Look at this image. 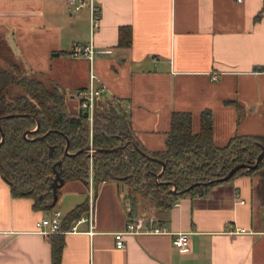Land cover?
I'll return each instance as SVG.
<instances>
[{"label":"crops","instance_id":"crops-1","mask_svg":"<svg viewBox=\"0 0 264 264\" xmlns=\"http://www.w3.org/2000/svg\"><path fill=\"white\" fill-rule=\"evenodd\" d=\"M92 2L98 24L90 34L88 0L77 10L67 0H0V67L14 62L57 87L70 109L91 66L106 86L97 99L119 101L134 138L149 151L164 148L173 111L191 114L193 132L209 113L218 146L234 134L264 135L263 0ZM90 40L91 63L69 55L74 43ZM111 180L94 188L93 233H53L64 239L60 264H264L258 173L216 183L167 208L140 202L132 188L123 191L122 180ZM86 193V182L70 180L56 203L65 213ZM132 196L136 214H154L168 232L124 234V247L117 248L113 232L129 219L132 206L125 205ZM32 204L31 197L12 195L0 174V264H51L50 235L34 225L47 215ZM177 231L188 233V250L173 245Z\"/></svg>","mask_w":264,"mask_h":264},{"label":"trees","instance_id":"trees-1","mask_svg":"<svg viewBox=\"0 0 264 264\" xmlns=\"http://www.w3.org/2000/svg\"><path fill=\"white\" fill-rule=\"evenodd\" d=\"M125 44L128 45L129 41ZM11 86L17 90L13 91ZM7 114L13 115L0 120L3 132L0 174L9 185L12 195L31 197L35 209H50L57 201L50 204V183L54 176L52 165L59 160L55 167L63 184L70 180L87 183L88 152L64 155L63 147L66 138L69 152L89 144L88 120L81 110H69L62 91L57 87H46L43 82L24 72L18 64L11 62L7 67H0V116ZM126 142V147H122ZM134 145L164 161V167L157 160L144 158ZM260 145H264V135L234 134L224 145L218 146L212 139L209 113L200 115L199 130L193 132L191 114L173 111L164 148L149 151L134 138L129 114L119 101L96 99L92 146L120 147L92 154L93 187L96 189L102 180L120 179L155 207L167 208L181 197L200 194L219 183L215 178L224 175L235 164L252 163L261 151ZM160 170L156 181L154 172ZM253 173L259 174L260 201L264 204V155L255 168L240 167L229 179ZM197 182L206 183L202 185ZM61 186L57 188V196ZM127 202L132 206L129 218L133 219L137 216L136 197L132 196ZM86 208L85 199L65 212L62 227L67 228ZM49 240L51 264H60L63 235L50 234Z\"/></svg>","mask_w":264,"mask_h":264},{"label":"built area","instance_id":"built-area-1","mask_svg":"<svg viewBox=\"0 0 264 264\" xmlns=\"http://www.w3.org/2000/svg\"><path fill=\"white\" fill-rule=\"evenodd\" d=\"M69 3L73 4L74 10H77L83 0H67ZM90 7V34L93 33L94 28L98 24L97 16H95L94 6L92 0H88ZM69 55L72 57H86L91 63L93 59V43L90 40L87 44L74 43L70 50ZM106 86L97 78V75L93 72L91 66L88 73V81L84 87H81L76 92L77 104L79 110L86 112V118L88 120L89 128V146L92 147V125L95 114V101L100 96L102 91ZM126 111L125 108H123ZM88 178H87V195H86V210L76 217L67 228H63L62 224L64 222L65 213L59 209L52 212L51 215L39 217L34 225L35 231L42 234L43 236H49L53 233H65V232H86L93 233L94 228V187H93V177H92V154L88 156ZM105 180H102L104 182ZM177 201L173 202V205H177ZM157 217L154 214H149L148 216H136L135 218H129L125 223L122 230L113 232L115 239V246L117 248L124 247L123 235L129 233H140V232H154L162 233L168 232L165 226L158 224ZM85 224L86 228H81V225ZM172 243L180 250L189 249V239L188 233L186 231H177L174 233Z\"/></svg>","mask_w":264,"mask_h":264},{"label":"water","instance_id":"water-1","mask_svg":"<svg viewBox=\"0 0 264 264\" xmlns=\"http://www.w3.org/2000/svg\"><path fill=\"white\" fill-rule=\"evenodd\" d=\"M82 114H83V116H86V112L85 111H83ZM12 115L13 114H7V115L0 116V120L2 118H6V117H9V116H12ZM24 115H28V114H24ZM38 125H39V122L36 119V127H38ZM0 133H1V139H0V142H1L2 139H3V132L1 131V127H0ZM24 134H25V132H24ZM126 145H127V142L122 147H126ZM260 146H261V151L257 154L255 160L252 163H249V162L237 163L234 166H232L224 175H222L220 177H216L215 181L222 182V181L228 180L234 174V172L240 167L247 168V169L255 168L256 165L258 164V162L261 160V158L264 155V145H260ZM119 147L120 146H115V147H112V148H94L93 146L90 147L89 144H88L87 146H85L84 148H82L80 150H77L75 152H69L68 151V139L66 138V143H65V145L63 147V154L64 155H74V154L78 153V151H87L88 152V156H89L90 153L93 154L96 151H102V150H110V151H112V150H117ZM134 148L136 150H138L144 158L149 159V160H157V161H159L162 164V168L164 167V165H165L164 161H162V160H160V159H158V158H156V157H154V156H152L150 154H147L145 151L141 150L137 145H134ZM49 153H50V151H49ZM59 162H60V160L52 165L54 176H53V179H52V181L50 183V186H51V189H52V201L50 203L51 205H53L55 203L56 199H57V193H56L57 188L63 184V179L60 177L59 172L57 171V169L55 167L56 164L59 163ZM162 168H161V170H162ZM161 170L159 172H154L156 181L158 180V177H159V175L161 173ZM197 183L204 185L206 182H197ZM194 184L195 183H192L191 185H194ZM127 204H126V206L128 208L129 204L128 205Z\"/></svg>","mask_w":264,"mask_h":264},{"label":"rangeland","instance_id":"rangeland-1","mask_svg":"<svg viewBox=\"0 0 264 264\" xmlns=\"http://www.w3.org/2000/svg\"><path fill=\"white\" fill-rule=\"evenodd\" d=\"M11 89L13 90V91H16L17 90V88L15 87V86H11ZM74 109H76V111L78 110V106H77V104H76V106L75 105H73V106H71V108L69 109V110H71V112H73L74 111ZM80 181V180H79ZM108 183V185L109 184H111V182H113L111 179H109L108 181H107ZM82 183V182H81ZM121 184H122V188H123V191H125V190H129V185H128V183L126 182V181H123V182H121ZM67 186H70V185H67ZM86 186V184H84V187ZM60 189H61V187H60ZM131 194V193H130ZM132 194H135L134 192L132 193ZM86 195H87V193H86ZM86 197V196H85ZM139 198H141L140 196H139ZM140 202H145V203H148V204H151L150 203V201L149 200H145L144 198L143 199H141L140 200ZM128 203V202H127ZM126 203V204H127ZM111 207V203H108V204H106V205H102V209H104L103 210V212L104 211H106L105 210V208L106 207ZM126 206V205H125ZM129 208V207H128ZM57 209H59L60 211H62V212H64V206H61L59 203H55L50 209H46L45 210V214L46 215H51L52 214V212L53 211H55V210H57ZM96 215H97V213H96Z\"/></svg>","mask_w":264,"mask_h":264}]
</instances>
